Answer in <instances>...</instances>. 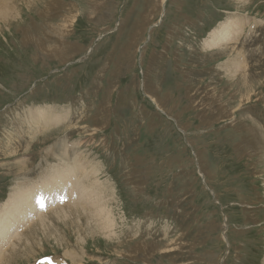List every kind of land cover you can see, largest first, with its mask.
<instances>
[{
	"label": "rangeland",
	"instance_id": "rangeland-1",
	"mask_svg": "<svg viewBox=\"0 0 264 264\" xmlns=\"http://www.w3.org/2000/svg\"><path fill=\"white\" fill-rule=\"evenodd\" d=\"M166 1L22 0L2 22L0 204L54 163L94 160L115 189L109 232L76 217L13 264L62 260L66 245L85 264H264V0ZM229 17L239 40L206 47ZM233 57L250 84L221 68ZM42 106L68 123L29 128L42 133L11 152L12 121Z\"/></svg>",
	"mask_w": 264,
	"mask_h": 264
},
{
	"label": "bare ground",
	"instance_id": "bare-ground-1",
	"mask_svg": "<svg viewBox=\"0 0 264 264\" xmlns=\"http://www.w3.org/2000/svg\"><path fill=\"white\" fill-rule=\"evenodd\" d=\"M21 1L22 0H0V26L2 22L5 23L10 19L21 17L19 8ZM165 1L166 0H163V3ZM245 1L246 0H244V2ZM69 19L70 18H67L64 21H68ZM67 24L68 22L66 25ZM238 26L240 27L237 28ZM243 29L241 22L237 18L229 17L228 21L221 23L219 28H215V31L205 43L207 45L206 47L212 49L222 48L224 51L226 49V46H224L225 44L230 41L235 42L239 40L242 32L244 33ZM230 45L228 44V47ZM49 50H53V48ZM237 59H240V57ZM237 59L233 57L232 60H227L221 68L224 67L232 83L238 80L243 86L248 85L251 83L249 74L248 77L244 76L242 78L238 73V71H240L239 67L246 68L247 64L242 61L238 64ZM242 88L243 87H241V89ZM64 111L67 113L65 117L63 114L64 112L61 113L58 108L53 106L31 107L24 114L19 115L18 118L16 117L12 121L15 126L18 127L16 128V135L10 140V143H12L10 146L12 149L11 152H18L17 150L19 149L15 148L16 145L17 147L24 145L26 139L24 136L34 139L37 135L42 133L39 132L31 135L29 128L34 127L35 130H39L42 127L51 126L50 128H52L53 126L68 123L67 117L69 116V110L66 109ZM93 127L90 128L98 131L95 126ZM50 128H46L45 130H49ZM249 130L254 133L255 126H250ZM92 134H96V132ZM66 141L68 142V140ZM66 146L67 143H65V147ZM52 149L53 147L50 152ZM0 150L3 155L10 154V152H8L9 148H4L3 144H0ZM83 154L85 159H89L86 153L83 152ZM22 161L23 160H21V162ZM92 161H87L85 166L79 163L70 166L67 163V169H62L60 164L54 163L53 166L50 165L44 168L36 181L28 177V175L21 178V180L18 179L19 181L10 192L8 199L2 203V205L0 204V264H11L13 261L18 259L21 260L22 258L31 260V258L37 256V248L43 244V238H40L42 234L48 237L58 236L55 233L58 228L57 224L61 222L69 223L71 220L76 221V217L80 220L83 218L86 220L88 217L96 222L100 230L108 232L111 230L115 221L114 210L112 208L115 189L112 187L113 183L111 184L109 181L106 182V180H101L100 174L101 171H103V169L101 170L103 166L100 164L102 166L100 168L99 163L94 164ZM86 176H88L87 184L84 185L82 179ZM77 202L80 203L81 207H88L79 208L77 205H67V203ZM65 204L66 206H64ZM61 242L63 245L65 243L67 244V242L64 241ZM69 247V245H66L64 258L62 260L59 258H52V261L42 260L35 264H67L69 260L70 264H85L86 260L84 255L77 250L69 249Z\"/></svg>",
	"mask_w": 264,
	"mask_h": 264
},
{
	"label": "crops",
	"instance_id": "crops-1",
	"mask_svg": "<svg viewBox=\"0 0 264 264\" xmlns=\"http://www.w3.org/2000/svg\"><path fill=\"white\" fill-rule=\"evenodd\" d=\"M199 9L201 11V7ZM205 16H206V14L203 13L202 16L200 18H198L196 21V22H198L200 29L205 27V25H207L209 23V21H207V18ZM165 49H166V45H165Z\"/></svg>",
	"mask_w": 264,
	"mask_h": 264
}]
</instances>
